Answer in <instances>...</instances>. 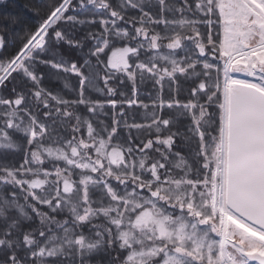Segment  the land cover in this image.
I'll return each mask as SVG.
<instances>
[{
  "label": "snow or ice",
  "instance_id": "snow-or-ice-1",
  "mask_svg": "<svg viewBox=\"0 0 264 264\" xmlns=\"http://www.w3.org/2000/svg\"><path fill=\"white\" fill-rule=\"evenodd\" d=\"M31 11L0 55V264H264V0Z\"/></svg>",
  "mask_w": 264,
  "mask_h": 264
},
{
  "label": "trees",
  "instance_id": "trees-1",
  "mask_svg": "<svg viewBox=\"0 0 264 264\" xmlns=\"http://www.w3.org/2000/svg\"><path fill=\"white\" fill-rule=\"evenodd\" d=\"M46 3V0H7V4L4 6H0V16L3 15H12L19 18V23L16 25H6L10 29L8 34L6 35V48L4 50H0V55L7 56L13 53L16 43L18 42V38L22 37L28 29H34L40 23V18L33 15L31 11V7H43ZM94 10L83 11L81 15L90 16L91 12ZM78 37H82L84 35V31L80 29V26H77V30L75 33ZM85 47L83 50L69 48L67 45L58 46V54L54 57L57 61L69 62L73 60L81 61L82 60V52L87 53L88 47L92 45V41H84ZM111 54L110 52L108 53ZM42 72L44 74L43 84L46 87H50L55 89L61 94L68 93L69 89L76 86V78L72 73H64L60 71L56 75H52L56 70L49 68H42ZM68 83L69 89H65L64 85ZM18 89L21 87L19 84L15 85ZM103 82L100 81L97 87H102ZM9 89L13 87L12 84H9ZM148 90H151L150 88ZM93 96H97L101 100L108 99L101 92H92ZM140 99L147 100L148 92L141 91L139 93ZM110 106L106 107L108 110ZM183 130V129H182ZM182 141L180 137H177V147L181 145ZM183 152V149H182Z\"/></svg>",
  "mask_w": 264,
  "mask_h": 264
}]
</instances>
